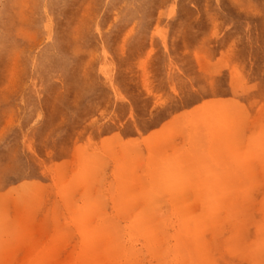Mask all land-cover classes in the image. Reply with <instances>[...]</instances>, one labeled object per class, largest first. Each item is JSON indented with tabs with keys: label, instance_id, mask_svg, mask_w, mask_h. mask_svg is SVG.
<instances>
[{
	"label": "rangeland",
	"instance_id": "374dc122",
	"mask_svg": "<svg viewBox=\"0 0 264 264\" xmlns=\"http://www.w3.org/2000/svg\"><path fill=\"white\" fill-rule=\"evenodd\" d=\"M0 264H264V0H0Z\"/></svg>",
	"mask_w": 264,
	"mask_h": 264
},
{
	"label": "bare ground",
	"instance_id": "6f19581e",
	"mask_svg": "<svg viewBox=\"0 0 264 264\" xmlns=\"http://www.w3.org/2000/svg\"><path fill=\"white\" fill-rule=\"evenodd\" d=\"M106 8V7H105ZM46 18V17H45ZM182 50V49H181ZM76 56V55H75ZM99 60V59H98ZM44 67V66H43ZM7 68V67H6ZM47 86V85H46ZM175 93V92H174ZM80 101V100H79ZM190 116V115H189ZM206 133V132H205ZM137 199V198H136ZM138 203V202H137Z\"/></svg>",
	"mask_w": 264,
	"mask_h": 264
}]
</instances>
